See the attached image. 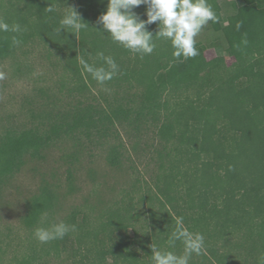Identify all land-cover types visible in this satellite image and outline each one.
I'll list each match as a JSON object with an SVG mask.
<instances>
[{"label": "trees", "instance_id": "1", "mask_svg": "<svg viewBox=\"0 0 264 264\" xmlns=\"http://www.w3.org/2000/svg\"><path fill=\"white\" fill-rule=\"evenodd\" d=\"M107 2L9 0L0 20L18 23L22 31L0 32V58L17 48L13 35L21 43L37 39L62 54L76 88L85 92L97 82L76 57L80 53L99 66L97 53L102 51L120 67L104 85L125 84L133 98L106 106L80 102L51 125V132L39 127L6 129L0 134V181L20 168L26 154L40 153L61 132L98 125H105V131L133 115L137 127L152 122L164 142L161 171L146 197L162 229L152 240L128 236L137 216L130 204L111 210L95 229L88 228L86 215L78 223L73 213L67 221L76 230L50 241L44 251L59 256L71 250L67 264H151V244L168 248L180 219L189 231L205 237V251L193 254L190 264H258L264 255V0H232L226 18L219 0H209L219 22H209L202 30L196 38L200 54L187 60L175 59L165 39L157 40L155 51L142 59L114 43L108 33L100 32L103 26L98 23ZM51 5L55 11L50 13L46 8ZM66 7L74 8L89 26L78 39L63 30L60 35L55 32ZM145 10L144 5L135 9L143 19ZM148 30L155 35L157 25ZM208 47L221 53L208 58ZM228 57H233L231 63ZM119 152L116 146L110 152L113 165L120 162ZM55 202L53 190L43 187L29 204L25 224L40 227ZM36 247L16 257L15 264H48ZM169 250L179 254L183 244L176 241Z\"/></svg>", "mask_w": 264, "mask_h": 264}, {"label": "rangeland", "instance_id": "2", "mask_svg": "<svg viewBox=\"0 0 264 264\" xmlns=\"http://www.w3.org/2000/svg\"><path fill=\"white\" fill-rule=\"evenodd\" d=\"M219 2L226 18L232 0ZM8 5L9 0H0V16ZM219 53L217 48L206 49L208 58ZM227 59L233 61V57ZM0 73L5 74L0 79V134L8 128L25 127L51 132V125L59 123L80 102L106 106L107 102L125 103L133 98V90L125 84L96 83L91 90L80 92L62 54L37 39L21 43L12 54L0 58ZM136 124L132 115L105 131V125H98L68 134L61 132L40 153L25 155L20 168L0 181V264H15L16 257L30 252L35 244L48 264H67L71 250L59 256L48 255L42 247L49 242L36 240V227L24 222L32 198L43 187L53 190L56 202L40 227L60 220L68 223L75 213L76 222L86 215L88 228L95 229L106 221L111 210L130 204L137 216L128 236L154 239L162 229V221L153 219L146 197L161 171L164 142L152 122L143 121L139 127ZM115 146L120 151L117 165L109 160Z\"/></svg>", "mask_w": 264, "mask_h": 264}, {"label": "clouds", "instance_id": "3", "mask_svg": "<svg viewBox=\"0 0 264 264\" xmlns=\"http://www.w3.org/2000/svg\"><path fill=\"white\" fill-rule=\"evenodd\" d=\"M141 5L146 6L144 13L146 19L141 18L135 11ZM66 9L59 19V26L55 32L60 35L63 30L74 34L78 39L79 34L89 26L74 8ZM46 10L51 13L55 8L51 5ZM209 22H219V16L209 0H108L106 12L98 18V23L103 26V31L100 32L108 33L114 43L141 59L155 51L156 41L160 39L170 41L172 55L177 60L197 57L200 53L196 46V38ZM154 23L158 29L155 35L148 30V26ZM240 27L241 25L237 23V30ZM21 31V25L18 23L9 25L0 20V32ZM11 39L14 46L20 45L21 40L16 35ZM97 57L102 61L99 66L89 63L80 53L76 58L84 72L90 74L98 84L104 85L119 74L120 67L112 56L105 55L102 51L97 53ZM4 78L5 74L0 73V79ZM75 230V225L60 220L48 227H37L34 230V237L44 244L61 240L70 231ZM176 241L183 244V251L179 254L169 250L175 247ZM167 245L168 248H160L151 244V264H190L193 254L199 256L205 251V237L200 232L189 231L184 227L182 220L178 219ZM258 264H264V255L259 257Z\"/></svg>", "mask_w": 264, "mask_h": 264}]
</instances>
